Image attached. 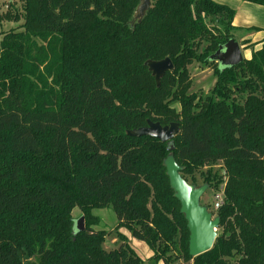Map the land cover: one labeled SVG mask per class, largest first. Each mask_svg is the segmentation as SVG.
Wrapping results in <instances>:
<instances>
[{
    "label": "trees",
    "instance_id": "obj_1",
    "mask_svg": "<svg viewBox=\"0 0 264 264\" xmlns=\"http://www.w3.org/2000/svg\"><path fill=\"white\" fill-rule=\"evenodd\" d=\"M21 1V30L0 40V264H144L120 229L163 264L173 250L194 264H264V41L220 69L209 58L239 29L235 11L211 0H150L133 25L140 0ZM165 58L173 70L157 87L145 63ZM193 63L215 64L212 97L199 104L188 94ZM148 120L179 124L173 151L127 135ZM169 153L182 178L220 162L228 179L216 210L228 236L195 258ZM104 208L117 218L111 232L93 228ZM111 234L119 245L106 250Z\"/></svg>",
    "mask_w": 264,
    "mask_h": 264
},
{
    "label": "rangeland",
    "instance_id": "obj_2",
    "mask_svg": "<svg viewBox=\"0 0 264 264\" xmlns=\"http://www.w3.org/2000/svg\"><path fill=\"white\" fill-rule=\"evenodd\" d=\"M215 3L225 5L231 7L235 13L239 14V16H245L244 10L241 5L244 7L246 3H242L241 0H211ZM233 3V4H231ZM232 6H229V5ZM258 7V6H256ZM261 12L264 13V8L261 7ZM261 23L259 25H264V16H259V20ZM23 24V3L21 0H0V40L2 36L6 33L11 31H20L21 25ZM264 27V26H261ZM264 30V28H262ZM245 30H237L234 32V39L239 44L241 48V52L243 55L244 60H249L251 58V54L258 50L261 47V43L257 44H243V41L240 38L241 34H244ZM261 35H264L261 32ZM262 37V36H260ZM250 45V46H249ZM215 64L212 67H204L201 66L199 63H193L190 65L187 70L189 72L190 78V87L188 90L189 95H193L195 97V103L199 104L200 100H203L206 97H212V90L216 81L215 78ZM239 75L238 79L240 78L241 73H237ZM240 86L245 85V81L238 82ZM248 86L245 87V91L247 90ZM247 94L248 96H252V94L247 93L245 95H241L240 97H245ZM214 96V95H213ZM235 96V95H233ZM180 102L177 100L174 101L170 98V107L175 111L180 110ZM224 166L222 163L212 164L210 166H203L195 170L194 173L190 175L183 176V179L188 183L195 185L196 187H200L203 185H208L209 187L206 189L205 193L200 199V204L202 206L207 207L208 211L213 215V218L216 216V210L213 209L214 202L213 196L216 194H221L222 204L225 203V187L227 184V177L224 174ZM220 182V183H219ZM220 206V207H221ZM219 207V208H220ZM218 208V209H219ZM94 217L99 219L98 225H95L93 228L95 230H102L105 232H111L114 230L117 224V218L111 208H104V209H96L92 211ZM81 212L75 208L72 211V218L74 223L81 217ZM227 220L231 221L230 218ZM119 232L127 238L128 244L133 248L136 254L143 260L144 264H163L161 260L154 261L152 258L153 254L150 249L140 241L132 239L129 233L124 230L120 229ZM227 237L228 230L218 229L216 230V237ZM119 245L118 241L114 234L107 236L106 241L104 243V248L106 250H111L116 248ZM172 258L171 264H194L193 260L184 261L182 257V253L179 250H173L169 253ZM235 256L230 259V262H234ZM33 260V259H32ZM24 262H29L25 256H23Z\"/></svg>",
    "mask_w": 264,
    "mask_h": 264
},
{
    "label": "water",
    "instance_id": "obj_3",
    "mask_svg": "<svg viewBox=\"0 0 264 264\" xmlns=\"http://www.w3.org/2000/svg\"><path fill=\"white\" fill-rule=\"evenodd\" d=\"M150 0H140L131 24L140 23L146 12L150 8ZM243 55L239 44L234 40H229L220 46L218 50L209 58V61L218 63L219 68H231L239 65L243 61ZM148 71L155 80L156 86L160 85V79L173 70V64L169 58L161 61H147L145 63ZM179 134V124L172 123L162 126L158 122L148 120L146 126L135 130L127 131V135L134 138L142 136L150 137L167 144V150L173 151V140ZM170 188L174 192L175 199L180 204V214L186 221L189 233L188 254L195 258L211 250L216 239V230L219 226V218H213L207 207L200 204V199L205 193L208 185L196 187L188 184L182 177V167H180L172 153H169L163 161ZM77 232L84 230V218L81 216L75 222Z\"/></svg>",
    "mask_w": 264,
    "mask_h": 264
},
{
    "label": "crops",
    "instance_id": "obj_4",
    "mask_svg": "<svg viewBox=\"0 0 264 264\" xmlns=\"http://www.w3.org/2000/svg\"><path fill=\"white\" fill-rule=\"evenodd\" d=\"M241 1L242 3H246L245 7L241 5L242 8H245L244 10L245 16H239V14L235 13L233 22H232L233 27L239 30H245V31L249 28L257 29V31H247L244 34H241L240 38L242 41L248 40L250 44H254V43L257 44L259 42L264 41V35H261V32L264 33V30L262 29L264 27H261V26H264V25H259V23L261 22L258 21L259 16H264V13H262L260 10L261 7L263 6L255 5V4L243 1V0ZM231 4L229 6H232ZM257 22L259 23L257 24Z\"/></svg>",
    "mask_w": 264,
    "mask_h": 264
},
{
    "label": "built area",
    "instance_id": "obj_5",
    "mask_svg": "<svg viewBox=\"0 0 264 264\" xmlns=\"http://www.w3.org/2000/svg\"><path fill=\"white\" fill-rule=\"evenodd\" d=\"M213 202H214V206L213 209L217 210L221 204H222V198H221V194H216L213 196Z\"/></svg>",
    "mask_w": 264,
    "mask_h": 264
}]
</instances>
